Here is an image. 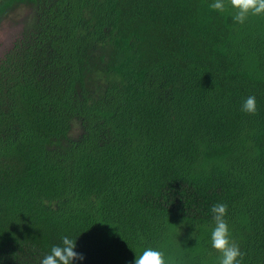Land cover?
Here are the masks:
<instances>
[{"label": "trees", "instance_id": "obj_1", "mask_svg": "<svg viewBox=\"0 0 264 264\" xmlns=\"http://www.w3.org/2000/svg\"><path fill=\"white\" fill-rule=\"evenodd\" d=\"M211 2L0 0L30 9L0 59V264L65 234L76 264H217L215 202L264 264V14Z\"/></svg>", "mask_w": 264, "mask_h": 264}, {"label": "clouds", "instance_id": "obj_2", "mask_svg": "<svg viewBox=\"0 0 264 264\" xmlns=\"http://www.w3.org/2000/svg\"><path fill=\"white\" fill-rule=\"evenodd\" d=\"M210 8L218 12L230 10L234 22H243L249 14H264V0H212ZM245 113L256 112V98L247 95L240 104ZM227 205L215 202L210 206L212 226L209 233L211 246L219 252L217 264H241L243 253L230 236L228 222L225 219ZM84 259L83 253L76 251V238L61 235L59 243L51 244L49 250L41 256L39 264H76ZM131 264H173L158 247L145 246L134 254Z\"/></svg>", "mask_w": 264, "mask_h": 264}, {"label": "rangeland", "instance_id": "obj_3", "mask_svg": "<svg viewBox=\"0 0 264 264\" xmlns=\"http://www.w3.org/2000/svg\"><path fill=\"white\" fill-rule=\"evenodd\" d=\"M30 15L26 5H20L9 11L0 22V59L21 34Z\"/></svg>", "mask_w": 264, "mask_h": 264}]
</instances>
